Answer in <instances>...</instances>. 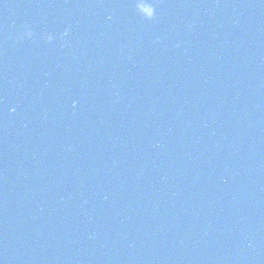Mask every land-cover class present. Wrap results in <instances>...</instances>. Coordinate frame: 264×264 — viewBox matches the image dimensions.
Wrapping results in <instances>:
<instances>
[{
    "label": "clouds",
    "instance_id": "clouds-1",
    "mask_svg": "<svg viewBox=\"0 0 264 264\" xmlns=\"http://www.w3.org/2000/svg\"><path fill=\"white\" fill-rule=\"evenodd\" d=\"M140 6L142 7V5H140ZM25 31H26V34L28 36H31L32 35V33H31V31L29 29H26ZM48 39H51V37H48Z\"/></svg>",
    "mask_w": 264,
    "mask_h": 264
}]
</instances>
